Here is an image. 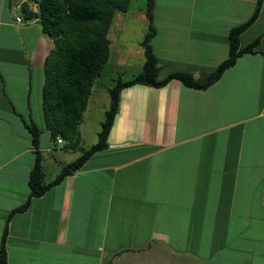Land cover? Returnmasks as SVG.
Returning a JSON list of instances; mask_svg holds the SVG:
<instances>
[{"label": "crops", "instance_id": "1", "mask_svg": "<svg viewBox=\"0 0 264 264\" xmlns=\"http://www.w3.org/2000/svg\"><path fill=\"white\" fill-rule=\"evenodd\" d=\"M27 1L0 0V248L31 194L30 123L43 157L53 149L43 88L54 43L23 14ZM144 1L129 11L147 20ZM257 2L156 0L159 78L214 72ZM260 36L207 90L179 80L123 90L110 147L11 218L8 264H264V5L241 47ZM56 156L43 162L45 184L69 164Z\"/></svg>", "mask_w": 264, "mask_h": 264}, {"label": "trees", "instance_id": "2", "mask_svg": "<svg viewBox=\"0 0 264 264\" xmlns=\"http://www.w3.org/2000/svg\"><path fill=\"white\" fill-rule=\"evenodd\" d=\"M36 6L24 3L22 11L28 20H38L44 34L54 46L45 61V85L43 88V111L46 127L53 144L58 139L67 140L66 148L78 149L81 144L80 126L96 81L102 76L111 58L109 33L118 12H128L132 0H29ZM156 0H147L146 14L148 32L142 42L146 61L140 73L129 81L117 80L110 89V104L105 113L98 135V142L88 149H81V155L66 165L50 184L44 183L41 152V129L33 122L28 125L36 160L30 174L31 194L28 201L14 210L4 229L0 248V264H8L7 241L11 218L26 211L35 198L77 173L97 153L107 150L109 136L119 113L123 90L136 85L155 88L166 87L171 81L179 80L184 86L207 90L216 84L224 73L235 66L238 59L247 54L257 53L262 36L246 47H241V36L258 19L264 0H258L255 11L248 22L231 30L229 34V56L211 74L196 79L189 73H172L165 79L159 78V60L151 42L156 35L154 9Z\"/></svg>", "mask_w": 264, "mask_h": 264}, {"label": "rangeland", "instance_id": "3", "mask_svg": "<svg viewBox=\"0 0 264 264\" xmlns=\"http://www.w3.org/2000/svg\"><path fill=\"white\" fill-rule=\"evenodd\" d=\"M27 2L30 4L29 1ZM143 2L145 1L134 0L133 6H141ZM147 23L148 18L147 20L143 19L139 15L132 14L131 11L116 14L109 34L111 58L102 76L94 85V94L89 101V108L86 110L80 126L81 144L78 149H70L65 146L68 143L67 140L63 139L64 144L60 145L58 142L53 144L47 138L46 145L53 146V149L51 154H44V161L55 162L56 155V157L63 155L62 158L65 157L66 163L74 162L80 156L82 148L88 149L98 142V139H95L97 133L95 127L97 123L102 124L105 120L106 106L110 104L109 89L115 86L117 80H131L144 67L146 56L142 42L147 34L144 31ZM97 88L101 89L100 94L96 92ZM44 141L45 138H43L42 144Z\"/></svg>", "mask_w": 264, "mask_h": 264}, {"label": "built area", "instance_id": "4", "mask_svg": "<svg viewBox=\"0 0 264 264\" xmlns=\"http://www.w3.org/2000/svg\"><path fill=\"white\" fill-rule=\"evenodd\" d=\"M58 144H60V145L64 144V142H63V140L61 138L58 139Z\"/></svg>", "mask_w": 264, "mask_h": 264}]
</instances>
